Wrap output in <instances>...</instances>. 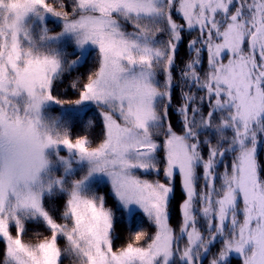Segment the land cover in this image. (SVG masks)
Instances as JSON below:
<instances>
[{"label": "snow or ice", "instance_id": "6c2138e0", "mask_svg": "<svg viewBox=\"0 0 264 264\" xmlns=\"http://www.w3.org/2000/svg\"><path fill=\"white\" fill-rule=\"evenodd\" d=\"M262 143L264 0H0V264H264Z\"/></svg>", "mask_w": 264, "mask_h": 264}, {"label": "trees", "instance_id": "16d2710c", "mask_svg": "<svg viewBox=\"0 0 264 264\" xmlns=\"http://www.w3.org/2000/svg\"><path fill=\"white\" fill-rule=\"evenodd\" d=\"M177 19L179 20V18L177 17ZM182 22V21H180ZM50 26H54L56 31L60 30V26H58L54 21L50 22ZM189 39V37L186 35L184 37V40L187 41ZM69 52L72 51V47L69 48ZM95 55H96V51H92L91 53H89L87 59L85 60V63L79 67L76 71L71 73L72 77H75L79 74L82 73H86L89 68L94 67L95 66ZM188 56V51L186 48L181 47L179 49L178 52V57L181 61H183L184 59H186ZM203 67L206 68V62L204 63ZM61 94L64 96H67L69 98H72V94L70 92H66L65 89H61L60 90ZM177 104L180 103L179 99L177 98L175 101ZM207 109H205L206 111ZM173 112H175V109H173ZM54 115H58L60 114V109L59 108H55L53 110ZM86 117H91L95 119V124L91 127L85 126V124L83 123V121L86 119ZM178 117L176 115H172L171 116V121L172 123L175 125L177 123ZM72 135L73 137H76L77 135H87L88 138L90 140L93 141V143L95 144L96 142H98L100 140L101 137V126H100V121L98 118V113L97 110L95 108L90 109L87 114L79 115V116H75V118L73 119V127H72ZM258 158L260 160V162L262 164H264V143L260 144L258 147ZM199 188V185H198ZM104 191L107 192L108 188L105 187ZM183 199V194L181 192L180 189V183L179 181H177L176 183V190H175V199L173 200L172 204H171V223L172 225L175 227L179 220H180V202ZM63 200L60 199L59 197H52L50 200L46 201V207L48 208V210L54 215V217H56L58 220L60 219V209L63 205ZM107 205L113 209L114 212H116V219L118 221H120V223H118L116 225V232L117 234L121 237V240L119 242H117L116 246L120 247L123 244V241L125 239V237L128 235V228L126 227L125 221L124 219H122L121 217V213L116 211L117 209V204L114 200V198L109 197L107 200ZM133 226H135L136 224H140L143 222V227L148 230L149 232L152 231V228L150 227V224L146 222V218L142 215V213H137L135 214L133 220ZM28 230H27V234L24 237V239L26 241H29L31 243H37L38 240L36 238V236L34 235V233L39 232L41 233V238L48 236L49 232L47 231V229L42 225V224H37V223H29L27 226ZM60 247L63 248L65 247V241L63 239H61L59 241ZM1 246V250L0 253L3 252L4 249V245L0 244ZM0 259H2V256H0ZM64 264H69L68 259H64ZM232 264H241L240 260L236 257L232 258Z\"/></svg>", "mask_w": 264, "mask_h": 264}, {"label": "rangeland", "instance_id": "374dc122", "mask_svg": "<svg viewBox=\"0 0 264 264\" xmlns=\"http://www.w3.org/2000/svg\"><path fill=\"white\" fill-rule=\"evenodd\" d=\"M49 28L52 30V31H56V29H55V27L54 26H50V23H49ZM59 26V25H58ZM71 46H69V48H70ZM68 48V50H70ZM92 51H96L95 49H93V48H89L88 50H87V52L85 53V55H84V60H86L87 59V57H88V55H89V53H91ZM55 108H58V107H53V108H51V109H49L48 110V114L49 115H52V116H59L60 114H58V115H54V113H53V110L55 109ZM92 108H95L94 106H89L86 110H85V113L84 114H87V112L90 110V109H92ZM84 114H81L82 116L84 115ZM71 116L72 117V120L75 118V116H79V115H77V114H75V113H65V116ZM62 155H64V154H66V153H64V152H62L61 153ZM74 167H76L75 165H74ZM57 175H63V169L61 168L57 173H56ZM52 198V197H51ZM51 198H46V201L47 200H50ZM46 201H45V204H46ZM137 213H141L139 210H137V212L135 213V214H137ZM135 216V215H134ZM134 218V217H133ZM133 218H132V220H133ZM30 223H34V222H30ZM62 239V238H61ZM60 239V240H61ZM26 242H29V241H26ZM0 244H2V243H0ZM0 250H1V246H0Z\"/></svg>", "mask_w": 264, "mask_h": 264}]
</instances>
